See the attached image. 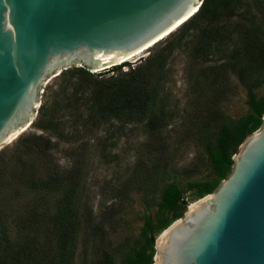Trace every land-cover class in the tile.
Returning <instances> with one entry per match:
<instances>
[{
    "label": "rangeland",
    "instance_id": "374dc122",
    "mask_svg": "<svg viewBox=\"0 0 264 264\" xmlns=\"http://www.w3.org/2000/svg\"><path fill=\"white\" fill-rule=\"evenodd\" d=\"M257 7L264 9V0H233L228 20L223 15L217 21H198L177 33L167 46L165 38L139 58L107 74L91 76L115 77L161 51L165 58L159 67L149 110L157 114L163 111L164 115L152 117L148 110L143 115L108 112L102 117L97 114L95 103V121L92 124L88 121L87 125L91 132L69 136L72 127L93 115L91 84L85 82L87 74L72 71L50 85L40 106L47 117L60 118L64 134L69 137L67 143L79 144L84 150L83 175L78 187L83 201L76 205L77 218L84 226L73 237L68 264H100L101 253L111 256L113 264H127L128 257L142 244L143 234L150 231L155 240L147 252L154 256L155 241L162 231L201 198L197 182L214 184L228 174L227 169L211 163L208 149L214 146L217 130L234 125L251 112L248 89L252 90L255 102L264 97V82L254 85L249 80L239 82L233 75L227 77L229 50L240 45L241 40L238 35H225L226 24L250 11L264 33V14ZM211 76L229 80L210 88ZM211 109L216 113L212 129L201 137L196 130ZM38 117L39 112L23 134L51 135L48 125ZM150 120L156 124L154 129L149 126ZM62 143L66 148L67 144ZM158 146L167 152L153 155ZM60 162L69 164L65 155ZM169 184L177 188L186 204L172 209L161 205L162 194ZM5 185L0 188V214L16 215L22 204L6 200L11 195L10 187Z\"/></svg>",
    "mask_w": 264,
    "mask_h": 264
},
{
    "label": "water",
    "instance_id": "95a60500",
    "mask_svg": "<svg viewBox=\"0 0 264 264\" xmlns=\"http://www.w3.org/2000/svg\"><path fill=\"white\" fill-rule=\"evenodd\" d=\"M200 3L0 0V149L36 121L56 78L107 74L139 58ZM232 162L210 193L164 229L152 263L264 264V116Z\"/></svg>",
    "mask_w": 264,
    "mask_h": 264
},
{
    "label": "trees",
    "instance_id": "16d2710c",
    "mask_svg": "<svg viewBox=\"0 0 264 264\" xmlns=\"http://www.w3.org/2000/svg\"><path fill=\"white\" fill-rule=\"evenodd\" d=\"M232 1L201 0L198 9L176 28L175 33H170L165 46L175 39L177 33L184 32L198 21H217L223 15L227 20L231 18ZM257 11L264 14L261 7H257ZM226 25L228 29L225 35H238L241 40L240 45L229 50L228 58L231 63L227 77L233 75L239 82L249 80L254 85L261 84L264 82V33L259 30L256 16L250 11L245 12L241 18ZM164 58V53L156 52L115 77L96 79L87 70L83 71L87 74L85 82L91 84L93 115L80 120L78 125H75L77 120L73 121L75 126L68 135L91 132L87 125L88 121L91 124L95 121V103L97 114L102 117L108 112L113 115L121 112L143 115L148 111L154 100V86ZM227 77H212L209 87L217 88L222 84L221 81L229 80ZM247 95L251 112L234 125L217 130L214 146L208 149L211 163L227 169L228 173L233 163L232 155L243 140L262 123L264 97L255 102L250 89ZM211 110L196 130L201 137L212 129L216 113ZM38 112V120L48 125L51 135L28 132L18 136L10 146L0 149V188L7 184L11 197L6 200L22 204V210L16 215L0 214V264H68L70 251L74 246L73 237L78 228L84 226L76 214V205L83 201L78 187L83 175L81 163L84 150L79 144L72 146L67 143L69 137L64 134L58 116L47 117L42 106ZM159 114L165 113L151 112L152 117ZM149 126L154 129L156 124L150 120ZM62 142L67 144L66 148ZM156 150L153 155L167 152L163 146H158ZM57 153L61 155L57 156ZM64 155L69 164L60 162ZM218 183L219 181L214 184L197 182L198 197L210 193ZM182 204H186L184 197L173 184H169L162 194L161 205L172 209ZM146 226L151 228L149 223ZM154 240L155 236L151 231L148 234L145 232L142 244L128 257L127 264H152L153 253L147 250L154 245ZM98 261L100 264H113L107 253H101Z\"/></svg>",
    "mask_w": 264,
    "mask_h": 264
},
{
    "label": "bare ground",
    "instance_id": "6f19581e",
    "mask_svg": "<svg viewBox=\"0 0 264 264\" xmlns=\"http://www.w3.org/2000/svg\"><path fill=\"white\" fill-rule=\"evenodd\" d=\"M197 9H198V7L194 10V12H195ZM194 12H193V13H194ZM193 13H192V14H193ZM192 14H191V15H192ZM191 15H190V16H191ZM190 16H189V17H190ZM189 17H188V18H189ZM188 18H187V19H188ZM206 197H208V195H207ZM196 202H197V201L192 202V203L189 205V208H192V207L195 205ZM176 221H177V220H176ZM164 233H165V231H162V233L159 235L158 239L156 240V241H157V245H156V246H157V249L159 248L158 246H159V244H160V242H161V240H162V238H163ZM153 264H154V263H153Z\"/></svg>",
    "mask_w": 264,
    "mask_h": 264
}]
</instances>
